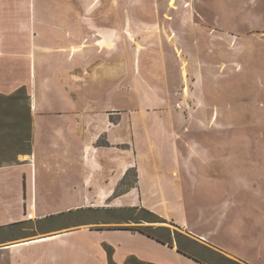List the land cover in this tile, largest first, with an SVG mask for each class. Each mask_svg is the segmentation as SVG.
I'll use <instances>...</instances> for the list:
<instances>
[{
  "label": "rangeland",
  "instance_id": "obj_1",
  "mask_svg": "<svg viewBox=\"0 0 264 264\" xmlns=\"http://www.w3.org/2000/svg\"><path fill=\"white\" fill-rule=\"evenodd\" d=\"M103 27L117 29L113 48L120 52L122 89L132 76V108L144 106V110L154 111L152 122L156 124L159 116L161 127L163 122L168 127L175 125L183 153L200 149L210 154L207 161L195 162L200 172L197 181L192 177L185 180L191 224L185 227L170 218L179 215L177 210L166 209L170 217L156 213L162 222L139 206L110 207L114 197L122 195L119 192L103 208L63 210L26 220L31 194H27L24 209L22 193L9 189L3 193L8 206L0 214V220H6L0 225V240L79 230L73 241L89 248L83 263L109 264L106 248L104 255L97 249V232L161 226L179 233L173 235L163 228L152 232L174 245L181 243L207 264H229L185 237L212 248L211 241H198L206 227L193 222L199 211L206 217L212 215L209 206L213 204L224 212L223 203L228 199L227 204H232L226 209L227 220L238 218L243 224L239 238L246 244L240 249L249 257L256 256L264 250V0H0V165L28 155L33 113L30 115L26 96H32L36 78L46 83L68 79L77 103L87 94L100 105L102 91L95 84L82 90L81 78L72 80L68 72H83L89 74V81L96 80V61L101 60L105 46L102 42L114 38L103 35ZM69 47L71 57L66 53ZM87 52L93 60L88 68L80 59H72ZM54 63L57 73L50 70ZM23 85L22 98L5 99ZM45 91L42 100L48 102L51 89ZM70 92L51 91L52 100H64ZM127 102L117 95L116 103L123 106ZM127 181L133 183V171ZM38 211L51 214L56 210ZM225 229L224 225L220 230L222 239ZM233 237L238 244V236ZM54 249L61 256L57 264H78V248L69 244ZM5 255L0 251V264H7ZM126 259L118 264H125Z\"/></svg>",
  "mask_w": 264,
  "mask_h": 264
},
{
  "label": "crops",
  "instance_id": "obj_2",
  "mask_svg": "<svg viewBox=\"0 0 264 264\" xmlns=\"http://www.w3.org/2000/svg\"><path fill=\"white\" fill-rule=\"evenodd\" d=\"M116 32L115 27H103L101 31L103 35H112L114 38L113 41L102 42L105 46L101 60L98 58L96 61L95 81H89V74L68 72L72 80H76L73 77L81 78L82 90L95 84L102 91L100 105L87 94L77 103L69 91L68 79L58 78L46 83L36 78L30 95L33 113L31 151L27 156L18 157L16 163L0 166V214L5 213L3 209L8 206L3 193L9 189L22 193L24 209L27 207V194H31V208L26 220L43 219L63 210L103 208L119 192L122 195L114 197L110 207L139 206L163 217H170L166 209L177 210L179 215L170 218L182 226H190L186 211L185 180L192 177L197 181L200 172L195 162L207 161L210 154L202 153L199 148V151L191 154L183 153L175 135V125L168 127L163 122L161 127L159 116L156 124L152 122L154 111L144 110V106H140L139 110L132 108V76L125 90L122 89L120 52L113 48ZM71 49H66L70 57L73 54ZM72 59H80L81 65L86 68L93 61L89 60L88 52ZM56 65L52 64L50 70L53 68L57 73ZM47 88L56 94L62 90L70 92V97L66 96L64 100L57 97L53 101L50 91L46 102V99L42 100V93L46 94ZM117 95H123L127 104L121 106L116 103ZM132 171L134 181L130 183L127 178ZM241 187L246 190L249 188ZM228 202V199L224 200V212L220 211L221 207L217 204L209 206L214 213L208 217L198 212L193 225L206 227V231L198 235V241H211L214 250L237 261L264 264V250L249 257L240 249V246L246 244L239 238L243 224L238 218L227 220L226 209L232 204ZM38 209L56 211L42 214ZM32 212L34 215L30 217ZM5 222L0 220V225ZM224 225L226 237L222 239L219 235ZM80 233L78 230L40 234L32 238L2 239L0 251L6 254L4 258L7 264H57L61 256L53 248H65L71 244L73 248H78L77 253H81L77 254V263L88 264L83 263V258L87 260L88 245L73 241ZM233 234L238 236V244L237 239L233 243ZM96 235L100 241L97 249L104 255L105 245L112 246L113 258L117 263L135 255L156 264H207L178 251L177 245L171 247L139 231L115 228L102 230ZM43 246L49 249L37 250Z\"/></svg>",
  "mask_w": 264,
  "mask_h": 264
},
{
  "label": "trees",
  "instance_id": "obj_3",
  "mask_svg": "<svg viewBox=\"0 0 264 264\" xmlns=\"http://www.w3.org/2000/svg\"><path fill=\"white\" fill-rule=\"evenodd\" d=\"M26 91V88L25 87H20L15 93H13L12 95H7L5 97L6 100H12V99H19V98H22V97H19V94H21L22 92H25ZM26 99L28 100V105H29V112H30V115H31V97H30V94L27 93V96H26ZM31 124H32V121H31ZM31 138L32 136L27 140L28 142L31 143ZM30 149L28 150L29 152L31 151V145L29 146ZM17 160V159H16ZM6 165V164H5ZM1 166V165H0ZM140 210L142 211H145L147 212L149 215L153 216V217H157L161 220H163L162 222H165L164 219L160 216H158L154 211L152 210H149L147 208H144V207H140ZM176 227H179L180 228V225L178 224H174ZM158 228H163V229H166L170 234H177L179 233L178 231H172L170 228H164V227H153V226H136V227H126V228H117V229H131V230H136V231H139L143 234H146L164 244H168L169 246L171 247H174V243L170 240H166L162 237H160L159 235L155 234L152 232V230H156ZM186 239L188 240L189 243H192L194 246H199V247H202L212 253H215L216 255H218V257L226 262V263H229V264H244L240 261H237L235 259H232V258H229L227 257L225 254H223L222 252H219V251H216L210 247H207L199 242H197L196 240H194L193 238H191L190 236H185ZM105 248L107 250V253H108V261H109V264H118L114 258H113V254H114V249L112 246L110 245H105ZM177 249L178 251L182 252L183 254L185 255H188L190 257H193L195 258L196 260H198L200 263H208L206 261H204L200 256L196 255V254H193L191 253L188 249H186V247L182 246L181 243H178L177 245ZM125 264H156V263H153V262H147V261H144V260H141L140 258H138L137 256L135 255H132V256H129L127 259H126V262Z\"/></svg>",
  "mask_w": 264,
  "mask_h": 264
},
{
  "label": "bare ground",
  "instance_id": "obj_4",
  "mask_svg": "<svg viewBox=\"0 0 264 264\" xmlns=\"http://www.w3.org/2000/svg\"><path fill=\"white\" fill-rule=\"evenodd\" d=\"M34 214H33V212L30 214V217H32Z\"/></svg>",
  "mask_w": 264,
  "mask_h": 264
}]
</instances>
